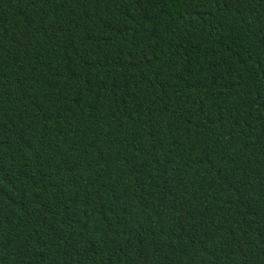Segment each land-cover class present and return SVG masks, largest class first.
Masks as SVG:
<instances>
[{
    "label": "trees",
    "instance_id": "16d2710c",
    "mask_svg": "<svg viewBox=\"0 0 264 264\" xmlns=\"http://www.w3.org/2000/svg\"><path fill=\"white\" fill-rule=\"evenodd\" d=\"M0 264H264V0H0Z\"/></svg>",
    "mask_w": 264,
    "mask_h": 264
}]
</instances>
